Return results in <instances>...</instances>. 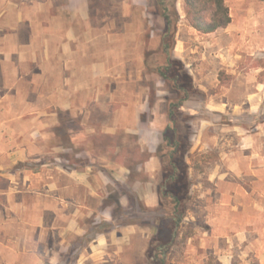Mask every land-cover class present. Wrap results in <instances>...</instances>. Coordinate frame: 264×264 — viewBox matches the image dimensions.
<instances>
[{
    "label": "crops",
    "instance_id": "crops-1",
    "mask_svg": "<svg viewBox=\"0 0 264 264\" xmlns=\"http://www.w3.org/2000/svg\"><path fill=\"white\" fill-rule=\"evenodd\" d=\"M101 1L0 0V264H149L156 223L145 214L119 220L133 217L136 198L159 207L157 149L172 97L158 89L151 100L144 84L145 44L155 37L146 35L147 7ZM226 2L227 27L193 28L223 50L218 71L203 73L225 69L233 81L196 84L207 92L205 113L201 102L186 108L196 115L191 154L218 155L204 173L205 212L193 202L188 209L195 226L187 245L197 264L194 254L202 264L210 255L221 264H264V122L245 121L264 99V0ZM247 77L255 82L248 98H225V89L244 90ZM129 137L147 153L136 165L145 180L131 176L127 155L120 159L119 140ZM118 186L121 214L111 201Z\"/></svg>",
    "mask_w": 264,
    "mask_h": 264
},
{
    "label": "trees",
    "instance_id": "trees-1",
    "mask_svg": "<svg viewBox=\"0 0 264 264\" xmlns=\"http://www.w3.org/2000/svg\"><path fill=\"white\" fill-rule=\"evenodd\" d=\"M178 0H149L150 13L163 19L164 27L162 33L161 49L164 57H160L155 69L166 81H172L180 92L177 99L168 98V117L170 125L164 133V140L157 149V154L163 162V180L160 183L159 207L148 209L144 207L141 200L133 208V217L125 216L119 221L128 223L141 221L145 214L148 220L155 222L158 232L153 236L150 249L148 250L149 264H165L166 254L169 248L175 244L185 243L194 233V222L187 221L186 216L190 204L194 201L193 177L188 157H191L192 148V121L195 114L186 108L197 102H204L207 94L200 90L195 82L193 74L186 67L183 60L172 55V49L176 44V33L181 19L178 10ZM186 17L189 24L201 33H212L218 29L227 27L232 21L230 7L226 0H184ZM149 56H145L146 64L149 65ZM160 56V54H159ZM224 76V77H223ZM224 70L219 73L220 85H228L231 79ZM198 93L202 98L197 97ZM199 98V99H198ZM216 152L209 151L202 166L216 160ZM111 201L116 203V212H124L119 195L112 193ZM146 220V219H145ZM186 223L184 230L182 225ZM110 227V224H101V228ZM204 264H221L213 255H210Z\"/></svg>",
    "mask_w": 264,
    "mask_h": 264
},
{
    "label": "rangeland",
    "instance_id": "rangeland-1",
    "mask_svg": "<svg viewBox=\"0 0 264 264\" xmlns=\"http://www.w3.org/2000/svg\"><path fill=\"white\" fill-rule=\"evenodd\" d=\"M117 1H118V5L121 6V0H117ZM138 1L140 4L136 3V5L138 7L139 6L147 7L148 9L147 13L150 11V9L152 10V8H150V5H149V0H144L145 2L143 0H138ZM101 3L104 6H109L110 0H102ZM177 6H178L179 13L181 15V19L178 25V31L176 33V44L172 49V55L184 61L186 67L193 74L195 84H198L201 82L210 84L214 82L215 78L218 77L219 79V73L221 70H224L225 72L226 70L220 69L217 76H215L214 72L212 73V75H207L203 73V71L204 72L208 70L218 71L219 67L223 65L222 62L224 59L221 56V54H219L220 51H222L223 53V50L221 49L219 44L214 42L216 38H207V36L202 37L198 35L199 33H197L193 29L194 27H192L189 24V21L186 17V9H185L184 0H178ZM135 17L136 19H138V18H143L144 16L141 11H138L136 9ZM145 17L148 19V24H149V28H148L146 35L148 36L153 35L155 37H152L151 41L145 44V48H146L145 56L148 54H150V56H149V65L148 63L146 64L147 72L145 73L146 75L144 77V84L150 87L151 100H153L156 97L158 98L157 96L158 89H166L167 92L164 95H167L168 97L170 96L173 99H177L181 93L178 92L174 83L172 81L164 80L163 77L159 74V71L155 69L156 66H160L158 65L159 62L163 61L160 59V57L161 56L164 57V53L161 49L164 21L162 18L156 17L150 12ZM211 36L214 37L213 35ZM227 36L228 35L222 36V39H224V41H227L228 40ZM258 79L260 81H264V74L259 75ZM228 81L229 83H232L233 77H231V79ZM246 82L248 85L244 90L233 88L229 91L225 89L222 91V93H226L227 96H225V98L230 97L231 100L233 101L242 99L244 97L248 98L250 93H252L255 89V87L253 86L255 82L252 80V77H249V78L247 77ZM197 97L202 98L200 93H198ZM262 103H263L262 107L257 114L247 113V115H245L246 116L245 121L247 122L248 125L253 126V125H258L261 122H264V99ZM201 104H203L202 105L203 109H201V112L199 114L205 113L203 112L205 111V102L202 103L201 101ZM119 141L121 144L120 159L123 158L125 155H127L125 162L130 167H132L131 176L135 179L145 180L147 178L146 175L144 173L138 172L136 170V165H137V161L139 159L141 160L144 159L147 153L145 152L144 154H142V152L139 149L137 140L133 137L124 138V140H119ZM121 141L126 142L125 145ZM130 153L133 154V156H131ZM206 154L207 153H205L204 151L201 152V151L195 150L192 153L191 158L189 159L190 164L193 167L191 170L193 182L195 183V185H198L195 187V190H194V192H196L195 193L196 195L192 203V207L199 214H203L205 212L206 198L200 197V196L204 195V192L206 191L205 189L209 185V183L206 181V174L204 173L206 172V168L211 163L218 160V157H217V159L210 162V164L206 166L204 165V167H199V166H202V163L204 161ZM131 164L133 165L131 166ZM161 179L163 180V172L161 174ZM112 189H113L112 193L115 195H119V193H121L122 191L123 192L125 191L122 186L113 187ZM185 227H186V223L182 225L181 229L184 230ZM187 241L185 243L175 244L169 248V251L166 254L165 264H197L196 262L193 261V258H192L193 256L191 255L189 251ZM194 257L198 261V264H202V262L205 260L203 255L194 254Z\"/></svg>",
    "mask_w": 264,
    "mask_h": 264
}]
</instances>
